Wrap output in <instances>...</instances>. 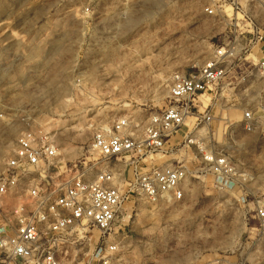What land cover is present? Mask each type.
Here are the masks:
<instances>
[{
  "label": "rangeland",
  "instance_id": "obj_1",
  "mask_svg": "<svg viewBox=\"0 0 264 264\" xmlns=\"http://www.w3.org/2000/svg\"><path fill=\"white\" fill-rule=\"evenodd\" d=\"M88 1L0 0V173L18 135L32 129L54 136L69 170L86 163L96 175L97 130L126 117L139 134L169 106L174 73L197 69L217 46L230 45L236 55L225 80L201 99L211 105L212 123L199 148L182 152L184 199L128 204L111 264H264L257 217L264 208V42L244 48L248 32L264 31V3L248 0L238 11L224 0H129L127 20L112 27L111 11L93 25L82 12ZM249 110L251 132L243 122ZM201 151L229 159L234 189L215 183ZM154 158L155 166L170 160ZM90 237L69 248L62 264H97L88 256L98 232Z\"/></svg>",
  "mask_w": 264,
  "mask_h": 264
},
{
  "label": "built area",
  "instance_id": "obj_2",
  "mask_svg": "<svg viewBox=\"0 0 264 264\" xmlns=\"http://www.w3.org/2000/svg\"><path fill=\"white\" fill-rule=\"evenodd\" d=\"M245 1L224 3L239 11ZM130 4L129 0H89L82 12L98 26L103 13L111 11L109 25L121 27ZM205 11L213 16L216 10ZM248 34L252 37L244 48L264 42V31ZM235 55L230 45L217 46L208 63L174 73L169 106L152 114L139 134L126 117L97 130L91 149L101 158L96 165H102L96 175L82 168L86 163L69 170L50 133L32 129L20 133L0 173V264H62L69 248L90 242L94 231L98 240L89 262L111 264L120 251L118 229L128 204L182 201L188 178L182 152L199 148L213 120L211 105L205 106L201 99L225 80ZM258 73L264 80V55ZM243 122L251 132L255 122L251 110L244 113ZM180 133L182 140L173 143ZM158 156L170 160L155 166ZM201 156L217 185L226 190L236 187L238 177L226 156L202 151ZM257 217L264 230V208L258 209Z\"/></svg>",
  "mask_w": 264,
  "mask_h": 264
},
{
  "label": "bare ground",
  "instance_id": "obj_3",
  "mask_svg": "<svg viewBox=\"0 0 264 264\" xmlns=\"http://www.w3.org/2000/svg\"><path fill=\"white\" fill-rule=\"evenodd\" d=\"M130 24L133 25L134 24V21L133 20H130Z\"/></svg>",
  "mask_w": 264,
  "mask_h": 264
}]
</instances>
